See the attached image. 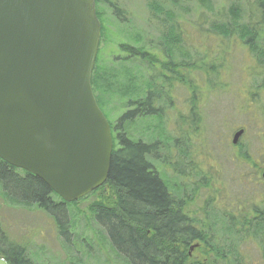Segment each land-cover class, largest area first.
I'll return each instance as SVG.
<instances>
[{"label": "rangeland", "instance_id": "rangeland-1", "mask_svg": "<svg viewBox=\"0 0 264 264\" xmlns=\"http://www.w3.org/2000/svg\"><path fill=\"white\" fill-rule=\"evenodd\" d=\"M151 1L100 2L97 12L102 15L105 29L98 65L112 74L119 73L126 65L135 67L132 76H139L137 81L143 83L146 77L161 72L160 65L151 69L144 62L130 64V60H135L128 58L123 45L146 47L157 59L164 61L165 51L161 45L165 37L169 48L178 49L179 59L191 55L186 66L178 70L185 82L174 83L171 103L164 117L167 138L164 143H159L156 164L170 180H176L178 188L193 197L187 209L195 217L205 220L210 210L208 204L217 199L213 205L216 212L211 216L213 222L219 220L222 217L219 213L225 210L236 212L238 217L241 214L247 216L255 206L262 208L264 205V89H259L262 77L249 50L242 47L239 39L221 38L217 27L222 17L228 18L232 7H235L245 16V22L250 21L257 29H264V7H260L256 0H212L210 9H205L199 7L198 0H187L179 7L171 8L177 19L178 31H165L153 18L149 9ZM261 2L264 5V0ZM160 3L170 9L171 5L166 0ZM176 35L182 41L180 46L171 44L175 43L172 39L177 38ZM126 61L128 64L122 63ZM212 65L220 75L212 73ZM170 77L172 75L168 73ZM191 80L198 87L196 91H202L199 104L191 102L192 85L187 83ZM207 83L217 86L210 91ZM104 100L108 101L107 95ZM191 103L197 107L195 113ZM126 106V100L114 96L107 102L105 110L111 121H115L126 112ZM192 118L198 119L193 129ZM150 123L155 125L159 122L150 117L137 119L134 124L137 139L142 135L155 141L151 133L143 131ZM241 128L245 129L240 140L243 147L232 143L233 135ZM171 141L172 146H168ZM174 142L179 148L187 145L190 157H181ZM243 149L247 151L250 162L242 159ZM190 166L199 168L207 178H202L205 179L203 181L196 174L188 179L183 177L180 171L188 173ZM200 183L207 186L201 187ZM109 195L110 189L107 188L70 207L72 236L69 242L59 234L57 224L49 214L37 206L17 204L5 198L1 188L0 224L14 244L27 249L29 258L36 264H127L117 254L91 211L94 203ZM201 247L198 243L188 251L199 260L203 253ZM240 254V264H264L262 252L255 243H246ZM239 262L232 256L225 264Z\"/></svg>", "mask_w": 264, "mask_h": 264}, {"label": "trees", "instance_id": "trees-1", "mask_svg": "<svg viewBox=\"0 0 264 264\" xmlns=\"http://www.w3.org/2000/svg\"><path fill=\"white\" fill-rule=\"evenodd\" d=\"M96 1L98 6L100 2L108 3L111 0ZM160 1L152 0L149 5L154 20H158L160 27L165 31H178L177 19L171 8H177L187 0H166L171 5L170 9L163 7ZM256 2L260 7H264L261 0ZM211 3L212 0H198L199 7L205 9H210ZM98 17L102 23V34L105 27L100 12ZM244 18L238 8L232 7L229 17H222L221 24L217 27L220 31L218 34L226 40L239 39L243 45L241 46L249 50L252 58L257 61L259 76L262 77L259 89H264V29H257L256 25L250 21L245 22ZM163 41L161 47L165 52L160 50L165 53L164 61L157 59L146 47H133L128 44L122 47L123 51L128 53V58L135 60H130V64L144 62L151 69H155L157 64L160 65L161 72L150 78L146 77L143 83L137 81L139 76H132V69L135 67L126 65L122 71L113 74L101 69L98 65V55L92 76V88L101 111L111 123L114 144L112 168L107 183L79 201L110 189V195L103 196L100 202L94 203L91 211L95 221L107 233L109 242L117 254L122 256L127 264H225L232 256L239 262L240 252L248 242L257 244L264 259V205L262 208L255 206L252 213L247 216L241 214V217H238L236 212L221 211L219 216L222 217L213 222L211 216L216 212L213 205L217 199L208 204L210 210L206 213V219H200L187 209L193 197L187 196L178 188L176 180H170L156 164L159 143L167 138L164 117L171 103L174 83L185 82L178 70L185 67L191 58V55L187 54L179 59L180 55L178 57L176 52L178 49L169 48L165 37ZM172 41L175 43L171 44L176 46H180L182 42L178 37ZM122 63L128 64L127 61ZM190 67L188 65V68ZM168 73L172 77L168 78ZM212 73L220 75L215 66ZM187 83L192 85L191 102L199 104L202 91H196L198 87L193 85L192 80ZM207 84L210 91L217 86ZM197 93L200 96H197ZM104 94L107 95L108 101L104 100ZM114 96L126 100L127 109L119 118L111 121L105 106ZM191 106L195 113L197 107L192 103ZM148 117L159 122L155 125L150 123L143 130L151 133L155 141L147 140L142 135L136 138L134 124L137 119ZM192 121L193 129L196 128L198 119L192 118ZM168 144L172 146L173 142ZM174 145L181 157H190L187 145L181 148L175 142ZM238 145L242 146L240 143ZM241 155L243 160L251 161L245 149ZM189 170L188 173L185 170L180 171V174L187 179L195 174L201 179L207 178L199 168L190 166ZM200 184L201 187L207 186ZM0 188L5 198H10L17 204L37 206L39 210L49 214L54 218L59 234L69 242L72 236L70 207L79 201L66 203L43 180L24 170L16 169L1 159ZM198 243L202 245L203 250L202 259L199 260L193 258L188 251L189 247ZM0 257L8 264H36L29 258L26 248L10 240L1 224Z\"/></svg>", "mask_w": 264, "mask_h": 264}, {"label": "water", "instance_id": "water-1", "mask_svg": "<svg viewBox=\"0 0 264 264\" xmlns=\"http://www.w3.org/2000/svg\"><path fill=\"white\" fill-rule=\"evenodd\" d=\"M101 32L96 0H0V159L66 203L112 168V127L92 88Z\"/></svg>", "mask_w": 264, "mask_h": 264}]
</instances>
